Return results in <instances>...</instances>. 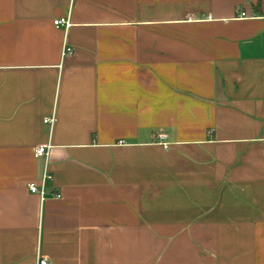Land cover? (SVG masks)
Segmentation results:
<instances>
[{
	"label": "crops",
	"instance_id": "0c3cea01",
	"mask_svg": "<svg viewBox=\"0 0 264 264\" xmlns=\"http://www.w3.org/2000/svg\"><path fill=\"white\" fill-rule=\"evenodd\" d=\"M40 256L264 264V0H0V264Z\"/></svg>",
	"mask_w": 264,
	"mask_h": 264
},
{
	"label": "built area",
	"instance_id": "2783aa9c",
	"mask_svg": "<svg viewBox=\"0 0 264 264\" xmlns=\"http://www.w3.org/2000/svg\"><path fill=\"white\" fill-rule=\"evenodd\" d=\"M244 14V13H243ZM55 24L57 26H66L69 27L71 25V22L69 20L68 17H64V18H57L54 20ZM74 52V48L71 46H66L63 49V55H68V54H72ZM45 123L50 124L51 126L54 125V122L56 121V117L55 116H51V117H46L45 118ZM158 136L160 138H165L166 134L165 132H160L158 134ZM51 148H52V144L49 143L47 145H40L37 146L35 148V156L36 157H45L46 158V164H45V169H44V173L43 176L41 178V184H37L36 182H31L29 184L30 190L34 193H39L42 197L44 196L45 193V183L48 179H52L53 175L49 170V156H50V152H51ZM57 196H61L60 194H57ZM36 264H50L48 258L46 257H38L37 263Z\"/></svg>",
	"mask_w": 264,
	"mask_h": 264
}]
</instances>
